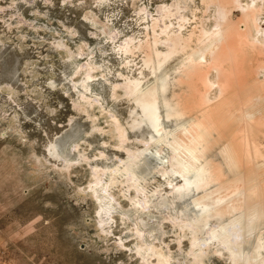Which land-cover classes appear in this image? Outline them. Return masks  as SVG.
I'll return each mask as SVG.
<instances>
[{
  "label": "rangeland",
  "instance_id": "obj_1",
  "mask_svg": "<svg viewBox=\"0 0 264 264\" xmlns=\"http://www.w3.org/2000/svg\"><path fill=\"white\" fill-rule=\"evenodd\" d=\"M222 2L0 0V264H244L233 261L220 244L222 238L207 230L227 227L241 214L203 219L195 202L203 190L193 185L182 193L174 189L185 178L170 168L169 147L151 140L150 125L124 87L125 77H138L144 66L146 46L144 51L135 47L151 41L154 30L160 34L169 26L177 32L182 24L188 35L223 25ZM178 14L185 15L180 24ZM241 18L242 11L233 7L232 19ZM129 42L134 51L125 54L120 49ZM247 52L257 54L251 47ZM261 56L264 60V51ZM255 59L247 58L239 70H249L246 77L252 81L246 86L257 94L237 95L226 111L242 106V112L260 103L257 91L264 86V74H258ZM166 66L174 77L178 60ZM145 71L146 82L153 84L154 76ZM225 79L230 83L231 77ZM216 91L210 89L212 99ZM164 110L162 125L173 130L176 122ZM240 126L236 134L244 161L235 173L218 154V145L207 155L214 166L226 168L225 183L242 172L239 183H253L250 189L244 187V197L250 190L254 205L263 209L264 170L255 168L263 159H256L251 148L255 141L264 155V118L253 135L250 127ZM191 173L189 181L197 171ZM234 188L221 193L230 195ZM263 215L240 228L249 230L240 248L245 256H252L264 238Z\"/></svg>",
  "mask_w": 264,
  "mask_h": 264
},
{
  "label": "bare ground",
  "instance_id": "obj_2",
  "mask_svg": "<svg viewBox=\"0 0 264 264\" xmlns=\"http://www.w3.org/2000/svg\"><path fill=\"white\" fill-rule=\"evenodd\" d=\"M222 1L223 5L226 6L224 10L222 8L219 14L223 25L216 24L212 29L203 28L200 34L190 31L191 33L187 32L188 35H185V32H183L185 26L180 24V22L185 21V15L178 14L180 25L178 24L179 29H177V32H172L169 26H165L161 28L160 34H157V30H154L153 39L146 41L145 45L139 42L140 44L137 47L134 46L140 51H144V46H146L147 50L144 51L145 55L143 54L144 68L142 67L139 71L138 77L125 75L126 82L124 81V87L127 94L132 97V100L140 108L142 120L150 125L153 134L156 135L151 134V140H156L157 143L163 142L169 147L172 155L168 157V162L172 163L170 168L173 172L179 173L185 178V183L174 186V189L182 193L188 189L189 185H193L196 190H203V194L195 200L196 204L201 207V218L210 214H215L220 219L225 216L232 217L236 214H241L239 217L235 216L232 222L229 221L230 226L227 225L225 227V225L215 230L209 227L207 229L209 235L211 234L215 238L218 236L222 238V243H220L221 241L219 242L220 239H218V242L224 245L226 252L228 251L233 257V261L242 260L244 264H264V254L262 253V250H264L263 237L262 239L260 238L257 249H254V252H256L252 256H245V253L242 250L240 251L241 242L243 243L245 239L244 234H246V231L249 232V230H244V232L240 228H244L247 222L250 224L253 220L264 214V208L258 209L254 205L255 200L250 190L247 191L249 195L247 198L243 195L244 191L250 189L253 183H249L247 186L240 184L239 182L243 180V177H241L242 172H236L237 177L235 176V181L225 183L224 171H222L226 169L224 165L222 166L219 163L222 166L221 170L220 167L214 166L208 158L209 156L211 157L208 151L218 145L219 147L217 148L221 147V152L219 151L218 154L221 153L223 155L226 160V166L230 171L233 172L234 168H240L241 161L243 160H241L243 148L241 149L240 144H238L240 141H237V127L240 124L242 126L244 124L243 127L246 126L245 129L250 127L251 132L249 131V134L253 135L254 126H261V122H263L264 117L261 116V109L264 108V86L257 91L260 96V103L256 106L249 105L250 107H243L242 112L239 110V108L242 109V106H239L237 110L239 113L233 111V109H230L228 112L226 109L228 110L230 107L229 101L232 98L237 97V95L243 96L242 94H249L253 90L252 86H246L250 82L249 80H251L248 76L246 77L249 70L245 68L248 70L246 73L239 70L241 69V65L247 61V58H256L255 60L259 63L256 65L258 66L257 69H259L258 74H264V60L261 56L264 51V0H252L251 3H246L245 5L239 0L233 4L226 0ZM233 7L242 11V18L238 22L232 19ZM163 36H165V39L162 38ZM194 42H196L195 48H193ZM131 44L132 42L127 43L120 50L125 54L134 51ZM160 46L164 47V49H160ZM249 47L254 49L257 56L255 54V56H250L253 54L250 53L251 51H249V55L247 52ZM258 47H261V50L263 48V51H259ZM172 60H178L179 64V67L174 71L176 74L174 77L171 76L166 66ZM255 60L253 62H256ZM229 61L233 62L230 63L231 65H226V67L224 64ZM127 65L129 66L130 62H127ZM208 68H212L215 74L212 75L208 71ZM145 69L149 70V73L154 76L155 81L153 84L146 82L148 79L145 76ZM250 71H252V68ZM149 73L147 75H150ZM258 76L260 77V75ZM226 77H231L230 83L226 81ZM233 77H237L238 79L234 78L235 80H233ZM257 86L259 85L257 84ZM199 87H203L205 90H200ZM177 88L181 90L180 93L177 92ZM210 89L217 90L216 98L212 99L210 97ZM206 90L208 91L206 92ZM254 93L257 94L256 91ZM261 105L263 106L262 108ZM162 108L166 111V118H173L175 120L176 126L173 130H166L162 125ZM231 126H233V129L229 131L228 128ZM121 129L123 128L121 127ZM245 132L248 131L245 130ZM240 133V136L244 135V133L242 135ZM246 143L245 141V145ZM252 144L253 148L251 150L253 149V156L256 159L262 158L263 161L261 163L264 164L263 153L255 141ZM262 164L257 162L255 168L257 170H264V167L261 166ZM191 171H197V175L193 180L189 181L186 177ZM166 172L168 173L167 170ZM212 184H215V190L210 188ZM230 187H235V191L232 194L223 195L221 193L222 189L226 190V188L229 189ZM261 189L264 190L263 184ZM207 223H205L206 226H208ZM190 226L193 225L190 223ZM250 230L253 231L252 229ZM228 234L232 235V237H237V241L235 238V241L232 240V237Z\"/></svg>",
  "mask_w": 264,
  "mask_h": 264
}]
</instances>
